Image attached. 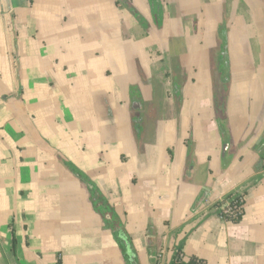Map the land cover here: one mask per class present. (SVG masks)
<instances>
[{
	"label": "crops",
	"instance_id": "0c3cea01",
	"mask_svg": "<svg viewBox=\"0 0 264 264\" xmlns=\"http://www.w3.org/2000/svg\"><path fill=\"white\" fill-rule=\"evenodd\" d=\"M165 1L0 0V264H129L86 183L136 264H264V0Z\"/></svg>",
	"mask_w": 264,
	"mask_h": 264
},
{
	"label": "rangeland",
	"instance_id": "374dc122",
	"mask_svg": "<svg viewBox=\"0 0 264 264\" xmlns=\"http://www.w3.org/2000/svg\"><path fill=\"white\" fill-rule=\"evenodd\" d=\"M167 1V0H166ZM164 3V8L168 9V5L169 3L166 2ZM156 8L158 7L157 4L154 5ZM173 8V7H171ZM154 7L152 8V13L154 14L155 12L157 14H159V11L156 10L155 12H153ZM194 26L195 29H197V22L198 19L196 18V16L194 15L193 19L190 20ZM227 22L228 20H225L222 25H221V29L226 32V27H227ZM191 24V25H192ZM228 38L227 34L225 33V35H223V39L225 40V42L227 41L226 39ZM213 58V57H211ZM218 61L219 62V67L218 69H220V71L222 72V74L220 73V75H223V79L225 80H229L230 79V75L233 73V71L235 70V67L232 66V63L229 60V51L227 49H222L219 53H218ZM178 65L174 66L173 70L175 72V74L173 75V81L176 82L175 85H179V81L182 78V74H180V68L177 67ZM197 66L193 65L192 67H188L185 68V72L186 75L188 74H193L196 73L197 71ZM208 70L210 71V74H213V64L212 62L209 61V65H208ZM239 68H237L238 70ZM255 69V67H254ZM189 86H192V83H189ZM217 87V91H222L225 88V84H216L215 85ZM152 91L149 94V98L147 100H141V109H135L134 105H132V109H133V117L134 119H137L138 122V126L137 129H139V127L143 128V135L144 137H146V133H147V128L146 126L148 124H151V126L153 128H157L158 126H160L162 124V122L160 121V107L159 105H161V101H162V97H163V92L161 90V88L159 87L158 83H155L152 86ZM137 95V94H136ZM232 151L231 149L228 151L227 155H226V159H231V155ZM256 165L261 166L262 168H264V152L260 155L258 161L256 162ZM202 170V169H201ZM201 172V171H200ZM200 172L197 174L198 176L201 175ZM188 174L193 173L192 170L188 169L187 171ZM131 251L130 253L134 254V250L132 245L130 246ZM125 252V250H124ZM135 262H137L136 260H134ZM129 262V261H128ZM130 264V263H129Z\"/></svg>",
	"mask_w": 264,
	"mask_h": 264
},
{
	"label": "trees",
	"instance_id": "16d2710c",
	"mask_svg": "<svg viewBox=\"0 0 264 264\" xmlns=\"http://www.w3.org/2000/svg\"><path fill=\"white\" fill-rule=\"evenodd\" d=\"M149 1H150L151 9L153 7L156 10L158 9L157 11H159V14H157L155 12L156 10L153 9V12H155V13L154 14L152 13V15L154 16V19H156V21L157 20L159 21V19L161 17V11H160L161 10V4H160L159 0H149ZM155 4H157V6H158L157 8L154 6ZM126 7L132 13V15L134 17H136L138 20H141L142 21V17L140 16V14L133 7H131V6L127 5V4H126ZM74 171H75V169H74ZM76 172L78 173V175L80 176V178L82 177L83 179H85L86 181H88L86 179V177L82 173H80L78 171H76ZM90 197H91V201L93 202V208H94V210H96L97 212H99L102 215L104 222L106 223V225L108 227H110L112 229L113 234H114V236H115V238H116V240L118 242V245L120 246L121 250L124 252V250H125L124 244H123L122 240L118 238L117 234L114 231V226H113L114 223L113 222H115L116 224L119 223V220H118L116 214L114 213V211L112 209H110L109 211H107V210L102 211L101 210V206L102 205H107V203H105V201L103 200V198L98 194V191H97L96 188L93 189V192H90ZM234 201H239V197H234L233 199H231V201H230L231 204H233ZM106 214H109L110 215L109 221L106 220V218H105V215ZM224 218H226L228 220H231L233 222H238L240 220V218H241V213L238 214L236 217H233V218L225 215ZM124 234L127 236V234H126L125 231H124ZM179 251H180V248L175 253V256H174V258H173V260H172V262L170 264H202L203 263L202 260H200V259H198L196 257H191L187 261L179 260L178 259V253H179ZM56 264H61V263L58 262Z\"/></svg>",
	"mask_w": 264,
	"mask_h": 264
},
{
	"label": "water",
	"instance_id": "95a60500",
	"mask_svg": "<svg viewBox=\"0 0 264 264\" xmlns=\"http://www.w3.org/2000/svg\"><path fill=\"white\" fill-rule=\"evenodd\" d=\"M83 181V178H80ZM87 188L90 192H93V187L90 183H86ZM107 210H109V208H107ZM106 220L109 221L110 219V215L106 214L105 215ZM116 231H117V236L119 239L122 240L123 244H124V248H125V255L128 258V261L130 264H136V262L134 261V254L130 253L131 248H130V243L128 240V237L124 234V231L122 230L121 226H117L116 227Z\"/></svg>",
	"mask_w": 264,
	"mask_h": 264
},
{
	"label": "built area",
	"instance_id": "2783aa9c",
	"mask_svg": "<svg viewBox=\"0 0 264 264\" xmlns=\"http://www.w3.org/2000/svg\"><path fill=\"white\" fill-rule=\"evenodd\" d=\"M230 201L220 209V216L222 218H224L225 215L233 218L242 213L241 200L234 201L233 204H231Z\"/></svg>",
	"mask_w": 264,
	"mask_h": 264
}]
</instances>
